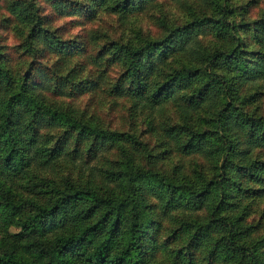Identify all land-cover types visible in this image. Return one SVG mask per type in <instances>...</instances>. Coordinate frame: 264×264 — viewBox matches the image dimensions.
I'll list each match as a JSON object with an SVG mask.
<instances>
[{
	"label": "trees",
	"instance_id": "obj_1",
	"mask_svg": "<svg viewBox=\"0 0 264 264\" xmlns=\"http://www.w3.org/2000/svg\"><path fill=\"white\" fill-rule=\"evenodd\" d=\"M47 1L55 13L35 0H12L0 17V30L19 32L24 56L30 57L24 72L13 76L0 45V264H158L153 256L162 249L157 241L162 212L168 225L182 219L181 213L194 214V220H181L177 227L189 245L204 251L206 261L264 264V234L254 236L255 228L245 223L247 207L241 206L245 198L264 196V114L258 113L257 102L264 88V10L249 23H236L234 15L240 17L249 5L194 0L202 7L199 17L159 39L135 32L124 41L101 33H90L87 40L88 33L82 32L65 39L64 24L55 26V21L80 18L83 29L100 9L122 23L154 0ZM177 1L183 6L185 0ZM205 28L217 39L212 50L196 38ZM239 29L252 32L256 47L247 54L240 48ZM89 41H101L91 54ZM173 53L185 61L160 80L152 79L156 67ZM50 56L48 66V60L40 61ZM73 58L122 68L103 90L126 99L131 109L146 110L148 124L155 108L172 102L181 121L170 127L176 136L173 145L184 153H204L210 173L165 174L159 154L143 166L129 151L142 147V141L84 120L58 102L61 96L70 99L100 85L91 73L74 80L79 71L73 67L57 76ZM36 63L44 73L34 69ZM48 72L53 78L47 81ZM46 83H51L50 91ZM199 109L207 115L196 114L198 119L211 128L191 129ZM184 130L187 139L178 144ZM156 142L167 149V134ZM112 145L122 159L117 170L95 168L101 182H56L37 174L59 158H79L80 164L93 160ZM157 203L161 213L155 212ZM199 210L201 214L195 212ZM185 259L179 261L192 263L189 256Z\"/></svg>",
	"mask_w": 264,
	"mask_h": 264
},
{
	"label": "rangeland",
	"instance_id": "obj_2",
	"mask_svg": "<svg viewBox=\"0 0 264 264\" xmlns=\"http://www.w3.org/2000/svg\"><path fill=\"white\" fill-rule=\"evenodd\" d=\"M10 1L12 0H0V17L6 15L7 12L4 9V6ZM39 1L35 0V3L37 5L40 3L41 6L47 7L46 9L48 11H54L55 13L54 7L52 6L53 3H49L47 0ZM147 2L146 9L132 13L128 16L127 21L122 23H120L117 15L107 14L105 11L97 9V13L93 20L84 23L83 29L81 27L83 26L80 21L81 19L79 18L78 20H75L73 17L59 18L55 21V26L64 24L61 36L65 39H72L77 36V34H80V32H82V34L88 33L87 40L89 39L90 33L97 35L101 33L106 35L107 38H112L116 41H124L135 32H140L141 36H147L150 39H159L166 35L169 29L175 28L176 26L180 27L192 18L199 17V14L197 15V13L200 12L202 8L194 0L183 1V6L180 5L177 0H154L153 2ZM231 5L241 8L244 6L246 8V6L249 5L247 9L240 10V17L237 14L234 15L236 23H249L260 16L264 10V0H231ZM12 26L13 25H11V27ZM14 29L17 28L15 27ZM18 33L19 32H15L11 28L8 30H0V45L3 46V48L1 47L3 50L2 52L7 56L6 65L11 70L13 76L24 72L23 70L30 61V57L25 58L24 56V47L21 45ZM97 35H94L93 37H96ZM238 35L242 39L240 48L243 52H246L247 54L249 50H254L256 45L252 39L251 31L244 32L243 29H239ZM196 38L199 40L200 45L207 50L214 49L218 44L217 39L209 28L203 29L202 32L197 34ZM90 39H92V36H90ZM100 42L101 41H89V50L87 51V54H91L93 48L95 50L97 46L100 45ZM46 60H48V63L44 65L48 66L49 63L53 61V56L41 59L40 61L44 63ZM79 60L84 61V59L80 58L71 59L67 67L62 69L59 68V70L56 71V75L60 77L65 74L70 67H73L74 70L77 68V73L78 71L79 73L74 80L85 78L88 73H91V76L98 79L100 82L98 90L95 89L94 92L92 91L82 95L78 94L70 99L61 96L58 102L64 106L69 105L68 107H70L76 115L84 117V120H91L93 123L97 122L96 125L112 131L125 132L133 136L135 140L142 141V147H138L136 150L129 148V151L134 160L136 159V161L143 166H149L151 163L155 162L154 155L159 154L157 155V157H159L158 162L164 164L163 170L165 174L179 171L181 176L182 174H188L189 177H193L197 173L204 172L205 175L210 173L208 169L210 163L206 156H204V153H184L181 149L180 151L177 150L173 145L174 142H176V139H173V137L176 136L170 132V127L172 125L179 126L181 121L178 115V110L172 102L166 101L160 107L155 108L153 110V115L151 116L153 122L148 124L146 110L131 109L129 102L126 99L116 98L108 91L103 90L107 84L110 85L114 79L118 77L122 68H118L116 64L103 67L101 63H98V65H92L85 61L78 64ZM184 61L185 58L181 55L179 56L177 53L167 54L165 61H162L158 65L159 67H156V71L152 74L154 75L152 79L160 80L165 73L171 72ZM158 63L159 62L156 64ZM42 67L40 68L38 63L34 65L36 71L44 73ZM50 78H53V76L48 72L47 81ZM51 83H46L47 91H50ZM39 84L42 85L41 82H38V85ZM43 87L45 86L43 85ZM261 90L257 102L258 106L261 107V109H258V113L262 115L264 114V88ZM203 112V110L199 109V112H196L192 117V123L190 124L193 125L191 126V129H202V126H209L202 124L200 119H198L201 116L204 117L207 115V113ZM196 114H199L200 117ZM209 128L211 127L209 126ZM58 132V130H52V133L54 134H57ZM179 132L186 134V137L183 134H179V138L177 139V141L179 140L178 144L183 143L188 135L186 130ZM164 134H167V149L163 148L162 145L157 146L156 142L161 139V136ZM121 144L126 145L129 144V142H121ZM100 154L101 156L93 160L90 159L87 161V159H83L84 162L81 164L79 163L81 161L79 158L73 159L64 157L63 159H66L67 162L62 159L60 160L59 158L52 163L51 166L38 168L36 171L37 174L44 177V179L52 178L56 182L67 180L75 183L84 181H93L95 183L101 182L98 181L99 176L97 175L95 168L98 166L101 170H103V168H106L107 170H117L119 168L118 162L121 161L122 155L120 149L116 147V145H112L110 148L109 146L103 148ZM160 157L162 158L160 159ZM88 168L92 169V174ZM248 184L252 185V188L256 186L254 183ZM111 186L115 189V183ZM151 198L154 202H157V199H154L155 197ZM243 205H246L247 207L245 223L255 228V231L253 232L254 236L264 234V196L245 198L241 202V206ZM160 207L161 206L157 203L155 212L161 213ZM173 212L174 211H170V213ZM195 212L201 214L202 210ZM181 215L182 219H179L177 223H170V225H168L169 219H167V214H163L162 212V214L158 216L157 220H159L161 227L157 234V241L161 243L162 249L156 251L153 260L159 262L158 264H185V261H179V259L186 260L185 258L189 256L190 261H192L191 264H215L217 261H211L210 259L208 261L205 260L204 251L201 249H195V247L189 245L187 243V237L185 238L181 233L180 226L179 228L177 227V224L179 225L181 220H194V214L185 212L181 213ZM177 251L178 253L176 254Z\"/></svg>",
	"mask_w": 264,
	"mask_h": 264
}]
</instances>
